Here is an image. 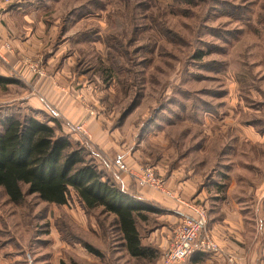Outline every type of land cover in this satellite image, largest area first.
Masks as SVG:
<instances>
[{
	"label": "rangeland",
	"instance_id": "374dc122",
	"mask_svg": "<svg viewBox=\"0 0 264 264\" xmlns=\"http://www.w3.org/2000/svg\"><path fill=\"white\" fill-rule=\"evenodd\" d=\"M0 12L23 16L20 40L36 38L20 57L28 82L0 57L16 79L0 84V119L57 118L72 148L155 205L138 230L158 253L130 257L113 215L73 190L60 205L22 185L18 203L0 188V264H28L27 253L31 264H161L167 246L149 238L168 230V195L137 185L132 171L146 166L209 225L241 220L231 240L264 264V0H0Z\"/></svg>",
	"mask_w": 264,
	"mask_h": 264
},
{
	"label": "trees",
	"instance_id": "16d2710c",
	"mask_svg": "<svg viewBox=\"0 0 264 264\" xmlns=\"http://www.w3.org/2000/svg\"><path fill=\"white\" fill-rule=\"evenodd\" d=\"M15 80L0 74V84ZM57 130L55 117L5 115L0 119V188L10 202L22 200V185L27 194L60 205L67 203L73 190L85 209L100 207L113 215L130 257L155 259L157 249L143 244L138 230L139 221H146L147 214L157 210L155 205L105 176L96 163L86 159L82 147L72 148L69 138Z\"/></svg>",
	"mask_w": 264,
	"mask_h": 264
},
{
	"label": "crops",
	"instance_id": "0c3cea01",
	"mask_svg": "<svg viewBox=\"0 0 264 264\" xmlns=\"http://www.w3.org/2000/svg\"><path fill=\"white\" fill-rule=\"evenodd\" d=\"M26 25L27 23L24 21L23 16L13 15L10 14V12H0V57L5 59V61H7L8 63L7 65H9L13 70H19L20 71L19 76L23 78V80L28 82L32 78L33 74L30 72L28 67L25 68L23 66V64L21 63L22 61L21 59L24 56H27L29 52L27 50V48L29 47H27L26 42L31 41L32 45H34V40L36 38H34L31 34L30 37L27 38L26 40L19 39L20 37H18V34L22 32L27 33V30L22 29V27H27ZM5 44L9 46L8 50L4 49ZM34 46L32 47L34 48ZM15 48H17V50ZM0 74L5 76H10L9 73L7 72L4 73L0 72ZM44 80L45 79L36 81V83H38L36 86L40 87L41 89L42 87H45L44 94L46 93L48 94L49 88L45 85ZM32 97H38V96L34 95ZM39 99L37 100L38 103L39 101L40 102L43 101V99H41L40 97ZM168 190H170L171 192L173 191L175 193L174 194L172 192L174 195H176L177 193L174 190V188L171 187L170 185H168ZM167 198H168V230L165 231L166 234L161 231L162 233H160V235H157V237L154 236V238L152 237L149 238V240L155 239V241L158 242V236H161V240L160 242H158V245L159 246L160 244L165 245V247L169 242L171 226L177 223L181 219L183 214L187 212V209L184 206L180 205L174 198L169 196ZM215 222L216 223L214 222L211 223V225L208 224V227L210 233L212 234L213 239L219 245L221 251L215 253L194 251L183 261L176 262L173 264H223L225 262L226 256L229 253L238 256L239 264H247L246 261L249 260H247L246 257L243 255V251L241 249L242 245L236 244L230 238L238 234V229H243L238 227V225L241 223V220L240 221L238 219L234 220L233 215H231V212H229L227 216L222 220V222L220 221H215ZM242 255L244 256V258H242Z\"/></svg>",
	"mask_w": 264,
	"mask_h": 264
},
{
	"label": "built area",
	"instance_id": "2783aa9c",
	"mask_svg": "<svg viewBox=\"0 0 264 264\" xmlns=\"http://www.w3.org/2000/svg\"><path fill=\"white\" fill-rule=\"evenodd\" d=\"M34 66L35 63H32V67ZM73 128L76 131L82 130V126L79 125ZM114 165L122 171L127 170V166L120 158L114 160ZM132 175L138 186L165 193L187 209L181 219L171 227L169 242L163 252L161 264H173L183 261L194 251L214 253L221 251L210 233L207 213L204 208L174 196L172 192L165 188L163 179L157 175L151 166L135 169L132 171ZM26 259L27 263L31 264L32 259L29 253L26 254ZM224 264H237V262L231 255H227Z\"/></svg>",
	"mask_w": 264,
	"mask_h": 264
}]
</instances>
